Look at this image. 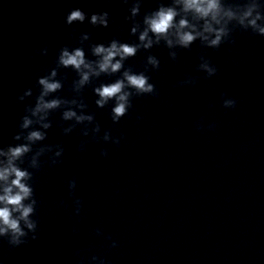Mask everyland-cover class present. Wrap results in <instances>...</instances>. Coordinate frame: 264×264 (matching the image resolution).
<instances>
[{
  "label": "clouds",
  "instance_id": "1",
  "mask_svg": "<svg viewBox=\"0 0 264 264\" xmlns=\"http://www.w3.org/2000/svg\"><path fill=\"white\" fill-rule=\"evenodd\" d=\"M127 6L118 29L130 25L129 36L135 40L121 41L113 37L107 42L96 43L92 33L82 32L77 38L76 47L64 45L59 48L54 67L46 74L37 76L34 96L33 88H26L17 97L23 103L34 96V102L25 104L24 114L17 123V131L7 144L0 145V241L6 242L9 250L19 248L30 241L37 240L39 233L38 209L40 201L35 194L36 175L45 165L54 168L63 163V143H48V132L53 128V114L59 112L56 121L62 136H68L79 128L82 139L77 151H86L90 142L111 143L117 147L124 140L123 135L113 136L109 130L101 135V125L94 112L89 111L85 90L91 88L96 97L98 109L110 106L113 125L128 115L133 100L142 96H159L156 85L151 82L149 73L160 70L159 58L151 53L154 47L168 50L171 61L176 62L181 50H190L199 41L201 48L218 50L221 45L235 44L234 33L250 32L264 37V0H156V7L141 13L144 0H117ZM111 5L112 0H106ZM88 22L93 28L107 29L112 23L108 11L93 12L91 15L80 8L70 9L65 18L66 26ZM75 34V29H73ZM87 49V51H86ZM48 47L39 50V55L47 56ZM147 53L142 70H134L127 61L140 53ZM91 57V58H90ZM30 59L32 57H29ZM70 69L75 78L69 84L70 97L61 96L67 75L63 70ZM195 71L203 73L204 79L218 74V68L206 54L199 56ZM101 77H116L104 81ZM200 77L185 74L174 87H195ZM221 106L234 109L237 100L227 93H221ZM213 106L210 105L209 108ZM137 116V120H142ZM197 131H212L216 124L203 123V118L194 125ZM107 149L100 155L108 156ZM77 181L67 182L68 197L72 200L74 212L79 216L83 201L75 195ZM60 207H66L61 200ZM96 236H102L97 228ZM108 248H116L117 241L111 236ZM80 257L81 252L77 251ZM80 264H85L83 258ZM87 264H107L103 256L93 254Z\"/></svg>",
  "mask_w": 264,
  "mask_h": 264
}]
</instances>
